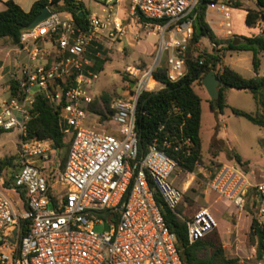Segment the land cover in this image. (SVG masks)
Here are the masks:
<instances>
[{
  "label": "built area",
  "instance_id": "2783aa9c",
  "mask_svg": "<svg viewBox=\"0 0 264 264\" xmlns=\"http://www.w3.org/2000/svg\"><path fill=\"white\" fill-rule=\"evenodd\" d=\"M130 1L129 17L142 29L161 34L167 79L184 78L188 72L185 55L200 0ZM230 12L224 1L212 2L206 10L207 23L212 28L217 23L209 18L221 17L226 36H233ZM141 17L146 21L141 22ZM102 32L112 41L126 35L123 23L109 17H91L84 30L72 15L52 12L21 36L17 50L26 52L27 60L16 66L14 94L9 84L8 94L0 96V134L20 133L14 181L25 200L19 192V200H13L10 191L0 187V264H183L176 236L155 197L172 211L181 204L184 192L173 178L179 163L158 144L138 157L136 106L141 93L149 91L150 80L156 81L153 89L162 84L153 77L159 65L147 71L127 69L133 94L111 105L110 124L115 131L107 132L96 121L99 116L89 110L95 100L92 88L97 75L85 70L89 64L85 54ZM41 41L53 43L54 52L37 47ZM194 58L203 63L204 54L197 52ZM38 95L59 112L71 134L63 167L50 140L27 139L30 111ZM91 121L99 128L90 126ZM182 143L190 145L188 139ZM169 145L164 142L165 147ZM251 188L263 201L264 181L251 183L231 167L223 168L211 184L212 190L240 208ZM22 221L28 225L20 237ZM105 223L109 230L98 232L96 227ZM186 224L190 244L219 226L207 208L197 211ZM16 229L12 243L9 238Z\"/></svg>",
  "mask_w": 264,
  "mask_h": 264
},
{
  "label": "trees",
  "instance_id": "16d2710c",
  "mask_svg": "<svg viewBox=\"0 0 264 264\" xmlns=\"http://www.w3.org/2000/svg\"><path fill=\"white\" fill-rule=\"evenodd\" d=\"M217 0H200L197 9V18L201 27V33L197 34L196 27L192 39L189 41L185 55L188 72L184 78L177 82H170L167 79V62L163 61L153 71V77L165 87L158 91H143L136 106V133L138 138V157L141 158L153 144L164 148L170 156L175 158L180 168L188 173H194L202 157L201 121H202V99L195 90V85H202V80L211 71H214L220 80V98L212 101V109L222 112L224 103V92L229 89L249 91L257 105L256 114H248L244 111L234 109L233 113L243 117L264 132V76L259 75L261 67L260 54H264V32L252 36H235L222 40L212 31L206 20L207 6ZM233 8L242 6L241 0L233 3ZM5 10L0 12V39L11 41L13 45H21V36L25 30L34 22L39 14L49 8L53 13H67L72 15L77 25L87 29L89 16L84 3L78 0H38L32 8L26 12L13 0L4 3ZM83 13V16L80 14ZM141 22L146 19L140 18ZM245 22L250 27H258L264 23V0H257L256 10H247ZM208 39L214 48L211 52L205 51L204 61L195 59V46L202 39ZM241 43L234 46L235 41ZM92 44H95L93 42ZM226 45L227 48H224ZM99 48V47H98ZM224 48L228 51L252 52V65L255 76L244 78L235 70L231 69L224 62L221 55ZM223 49V50H224ZM104 60L101 57L93 58L85 66L86 71L97 73L103 70ZM12 94H14L16 82L10 83ZM91 113L100 117L102 121H110L113 115L111 109V97L104 94L99 101H95L89 107ZM69 136V140H68ZM27 139L50 140L52 149L57 152L62 167L65 165L71 145V134L67 132L66 126L62 123L59 112L55 111L43 96H36L30 111V120L27 124ZM182 139H188L190 145L182 143ZM168 142L169 147L164 146ZM264 151V139H263ZM238 164L247 166L234 155ZM17 156L0 158V187L6 191L19 192L22 200H25V193L21 192L15 185L14 176L19 170L16 164ZM255 205L264 203L260 194L253 188ZM165 222L169 229L176 236V245L180 251L183 264H250L242 263L237 258L228 257L222 243L219 231L216 229L207 236L190 244L187 233L186 221L182 219L181 213L170 210L163 200L156 195ZM180 206V205H179ZM27 222L20 223V237L27 232ZM250 238L255 242L256 260L264 261V223L253 219L250 228Z\"/></svg>",
  "mask_w": 264,
  "mask_h": 264
},
{
  "label": "rangeland",
  "instance_id": "374dc122",
  "mask_svg": "<svg viewBox=\"0 0 264 264\" xmlns=\"http://www.w3.org/2000/svg\"><path fill=\"white\" fill-rule=\"evenodd\" d=\"M219 1H224L231 8L230 22L233 32V36H226V28L222 25L223 19L221 17L209 18L217 23L211 29L219 39L227 40L236 35L249 37L264 32V23L258 27H250L245 22L247 10L257 9V0H241L242 6L239 8H233V4H231L236 0ZM92 11L98 12L95 7ZM132 21L129 17L123 20V24L124 26L133 24L134 34L128 28L126 35L116 41L101 35L98 42L91 44L85 54V59L89 63L95 57H101V60H104L103 70L94 73L97 75L92 88L95 101H99L104 94L111 97V105L116 100L129 98L133 94V87L127 69L132 67L147 71L156 64L160 65L161 62L167 60V53L161 52V34L155 30L150 33L142 29L137 21ZM37 47L55 48L53 43L45 41L39 42ZM213 48V44L204 38L198 46H195V54L211 52ZM224 48H227L226 45ZM224 48L220 49L227 66L244 78L255 76L252 52L228 51ZM54 56L55 54H52V57ZM260 59L259 75L264 76V54H260ZM26 60V52L18 51L17 47L9 40L0 39V77H2L0 94H8L6 89L14 80L16 66L23 64ZM152 87L154 85L148 87L149 91L153 89ZM157 89L158 87L153 90L158 91ZM195 90L202 99V157L194 173H188L182 168L177 169L174 173L173 178L176 186L184 192L182 202L177 209L181 213L182 219L191 218L200 209H209L226 236L222 243L227 256L237 258L242 263L264 264V261L257 262L255 242L250 238L253 219L264 223V213L262 212L264 203L262 205L253 204L254 198L251 197L253 193L249 192L244 199L243 208H240L225 195L211 189L213 180L225 167L240 171L251 183L264 181V132L247 119L233 113L234 109H238L254 115L258 110L257 105L251 92L229 89L224 92L225 107L222 112H219L215 105L216 110L212 109V100L203 84H196ZM96 121L105 126L107 132L115 131V127L110 124V121H102L100 117ZM97 122L91 121L89 125L99 128ZM20 139L18 130L1 133L0 158L17 155ZM234 155H238L243 162H247L249 165L238 164ZM251 166L253 167L251 168ZM251 171L254 174H251ZM10 196L15 201L19 200L16 191H10Z\"/></svg>",
  "mask_w": 264,
  "mask_h": 264
},
{
  "label": "crops",
  "instance_id": "0c3cea01",
  "mask_svg": "<svg viewBox=\"0 0 264 264\" xmlns=\"http://www.w3.org/2000/svg\"><path fill=\"white\" fill-rule=\"evenodd\" d=\"M6 1H8V0H0V12L5 10L4 3ZM13 1L16 4H18L24 11L28 12L32 8L33 4L35 2H37L38 0H13ZM78 1H82L84 3L88 13L90 14L89 20L91 17L98 16V17H102V18L109 17L111 21L123 23V20L129 18L130 7H131V1L130 0H113L111 3L108 2V0H78ZM94 7L97 9L98 12L92 11V9ZM132 22H135V20H133ZM132 25L133 24H129V25L124 26V27H125V29L129 28V31H131V33L134 34L135 30H134ZM134 25H135V23H134ZM129 34H130V32H129ZM101 35L107 36V33L102 32L99 35V37L97 38V40H95L94 42H98ZM48 50L54 52V49H48ZM1 79H2V77H0V80ZM155 87L156 88L158 87L157 90H160V89L164 88L165 86L162 84H157ZM1 95H3V94H0V96ZM252 167L253 166H251V168ZM219 226H218V231L220 233L222 242L224 243V239L226 238V236L224 235V231Z\"/></svg>",
  "mask_w": 264,
  "mask_h": 264
},
{
  "label": "water",
  "instance_id": "95a60500",
  "mask_svg": "<svg viewBox=\"0 0 264 264\" xmlns=\"http://www.w3.org/2000/svg\"><path fill=\"white\" fill-rule=\"evenodd\" d=\"M51 15H52L51 10L48 7L45 8L39 14V16L34 20V22L25 31L33 30L39 24H41L42 22H44L45 20L50 18ZM80 15L83 16V13H81ZM195 15H196V13H194V16ZM195 27H196L197 34H200L201 33V27H200L198 18L195 19ZM239 44H240V41H235L234 42V46H237ZM202 84H203L204 88L206 89V91H207V93L210 96L212 101H216V100H218L220 98V92H219L220 80H219V78L217 77V75H216V73L214 71L209 72L204 77V79L202 80ZM133 86L134 85H132V87ZM261 201H262V197H261ZM103 229L109 230V225L107 223H105L104 226H97L96 227V230L98 232H102ZM16 234H17V229L13 232V235L9 238V240L12 243L15 242Z\"/></svg>",
  "mask_w": 264,
  "mask_h": 264
},
{
  "label": "bare ground",
  "instance_id": "6f19581e",
  "mask_svg": "<svg viewBox=\"0 0 264 264\" xmlns=\"http://www.w3.org/2000/svg\"><path fill=\"white\" fill-rule=\"evenodd\" d=\"M149 85H150V86H153V85H155V82H154L153 80H150ZM148 89H149V88H148Z\"/></svg>",
  "mask_w": 264,
  "mask_h": 264
}]
</instances>
